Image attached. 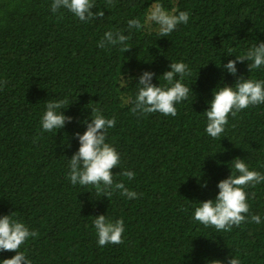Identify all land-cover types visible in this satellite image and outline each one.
<instances>
[{
    "label": "trees",
    "instance_id": "1",
    "mask_svg": "<svg viewBox=\"0 0 264 264\" xmlns=\"http://www.w3.org/2000/svg\"><path fill=\"white\" fill-rule=\"evenodd\" d=\"M152 3L115 0L106 7L94 0L92 11L103 15L84 23L66 9L53 13L51 0H0V215L13 213L35 233L20 249L32 264H226L231 255L241 264H264V183L245 187L249 212L262 223L225 232L192 219L197 202L215 197L233 159L264 172V105L229 115L218 138L206 134L202 115L217 84L236 80L216 65L264 41V0H161L169 10L187 11L188 23L166 37L133 31L127 48L97 46L105 31L125 29L127 19L143 24ZM176 61L191 70L185 83L192 90L176 115L132 112L122 98L134 100L139 76L151 71L153 83L163 85L156 77ZM247 63H237V75L264 79V69L248 72ZM122 77L131 78L128 86L121 87ZM49 100H64L72 119L43 132ZM94 107L116 119L107 133L121 155L114 184L135 191L136 199L67 179V161L79 147L74 134L86 130ZM122 168L134 179L120 175ZM98 215L124 220L120 244L97 246Z\"/></svg>",
    "mask_w": 264,
    "mask_h": 264
},
{
    "label": "clouds",
    "instance_id": "2",
    "mask_svg": "<svg viewBox=\"0 0 264 264\" xmlns=\"http://www.w3.org/2000/svg\"><path fill=\"white\" fill-rule=\"evenodd\" d=\"M115 0H105L106 7H113ZM94 0H51L50 8L53 13L66 9L72 16L81 22L88 23L102 12H93ZM189 13L178 9H167L161 0H153V3L145 13L143 24L136 17L126 20V28L110 29L104 32L98 42V47L127 48L133 31L147 28L151 33L166 37L174 32L179 25L187 24ZM125 32L128 34L125 35ZM225 56H232L226 53ZM226 64L220 62L216 65L223 72L235 76L233 84L228 85L221 81L212 90L211 99L206 101L207 107L202 113L206 119V134L211 138H218L225 131L229 115L235 116L238 112L250 106L264 105V79L244 78L237 75V63L247 61L248 72L264 69V41H256L245 52L234 56ZM167 71L156 77L165 81L163 85L153 83L155 73L144 71L138 78L134 100L123 97L124 103L131 102L132 112L143 114L159 112L165 116L176 115V105L185 101L191 87L185 83V79L191 76V70L183 61L170 62ZM131 78L122 77L121 87L130 84ZM0 80V87L4 85ZM64 100H49L40 117V127L43 132H52L64 128L71 117L65 115ZM89 118L83 123L86 130L74 136L78 141L77 151L67 161V179L73 186H93L98 190L108 193L115 187L120 189L121 195L133 200L137 193L124 187L122 183H115L112 169L121 161L120 153L108 142L107 133L116 125L115 117H106L102 110L94 107ZM90 121V122H89ZM230 174L216 184L218 192L213 199L197 202L192 213V219L205 227H212L217 231H229L233 226H240L244 222L262 223L260 215L249 212L247 193L245 187L256 186L264 183V172L251 168L244 159L239 157L227 164ZM120 175L129 180L134 179L136 173L121 169ZM200 178V177H199ZM198 178V179H199ZM206 187L205 184L200 185ZM92 225L95 232L98 247L116 245L122 242L125 231L123 219H109L105 215L93 217ZM35 233L13 213L0 215V253L5 251L14 252L10 258L0 259V264H32L31 260L20 250L21 245ZM207 264H225L221 260H211ZM226 264H241L239 255H231Z\"/></svg>",
    "mask_w": 264,
    "mask_h": 264
},
{
    "label": "rangeland",
    "instance_id": "3",
    "mask_svg": "<svg viewBox=\"0 0 264 264\" xmlns=\"http://www.w3.org/2000/svg\"><path fill=\"white\" fill-rule=\"evenodd\" d=\"M172 2H174V3H175V0H172Z\"/></svg>",
    "mask_w": 264,
    "mask_h": 264
}]
</instances>
